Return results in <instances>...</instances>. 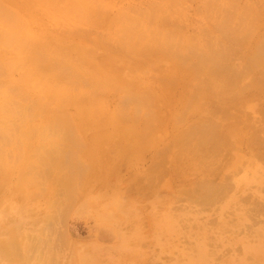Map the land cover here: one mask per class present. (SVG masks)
I'll return each instance as SVG.
<instances>
[{"label":"rangeland","instance_id":"rangeland-1","mask_svg":"<svg viewBox=\"0 0 264 264\" xmlns=\"http://www.w3.org/2000/svg\"><path fill=\"white\" fill-rule=\"evenodd\" d=\"M36 1L35 0L33 1L32 0H16V1L15 0L13 1L12 0H0V58H2L3 60L2 61L0 59V64H1L0 68H2L3 70L2 71L0 69L1 70L0 75H3V76H0V79H1L0 80V84H1L0 85V106H2L5 109V110L4 109L1 110L2 107L0 108V111H1L0 112V128L2 127L6 128L5 131H8L7 128L9 127L10 129H12V130H9L10 133L11 131L13 133V134H10V133L9 134L10 135L15 134V136H18L19 138V141L17 143L18 139L16 137L13 138L14 136H11L10 139H6V138L4 139L3 136H2L3 138L0 136V143L2 144L4 143L3 145L6 144L4 150L13 151L15 150L14 148H17V146H19L18 150L13 151V153L11 154L13 156V158L11 157V160L9 158H8L9 160L6 158L5 156L6 151H5V155H3L5 157V162H8V163H5L4 161L2 162V164L5 166H2V170H0V172H2L0 173V188L2 190L3 188L5 189L9 186L13 190H10L9 192L2 191L0 193L1 194L0 196V210H1L0 216L5 217L6 216L5 213L8 212V209H11L9 206L12 204V200H11L13 198L12 192L14 191L16 179L18 176L23 177L22 183L25 184L24 186L17 188V191L19 192H20V189H22V190L34 193L38 197V193L40 194V192L42 191V188L46 185L45 180L47 177L42 175L41 173L42 165L39 162L40 163L39 165H41L40 166L41 171H40L39 165L37 166L38 159L35 157L39 155L40 153L37 152L38 154H36L35 151L37 150H34L36 147L41 146V144L45 142L43 141L44 139L47 140L46 142L48 143L45 142V144H48V145H50L51 143L53 145L54 144L57 145L58 143H53L54 140L55 142H60L63 144L67 143V142H64L65 140L68 141V143L73 142L75 144H73L74 149L72 150L73 152H76V153H78L77 151H81L83 149L85 150V148L88 147L86 148L87 152L84 150H83L84 152L82 151L79 152L77 155V158L80 159L79 161L81 163L85 162L84 167L86 168L88 166L87 168L88 172L92 171L91 174H93L94 170H97L101 167L103 168V171L105 170L104 167L108 169L106 166H102L105 164H104V160L102 161L100 158L102 157L103 159L102 153H105L107 151V149L105 150L106 147L104 148L102 144H100V143H103L104 145H106L105 142H103L105 138H102L101 137L102 135L94 133L98 130V127H103L105 125H108L107 123L109 122L111 123L112 121H113V124L117 126H118V123H120L119 124L120 126L121 125L124 126L129 121H132L129 123L133 125L135 123H138L139 120L142 122L143 120L144 121L148 120L150 117L152 118V115H154L153 111H156L157 113H155L154 116L158 115L159 119H162L160 117L163 116V120L166 118L165 122H167V120L169 121L170 119H172V121L171 120L170 121L171 122L176 121L177 125L179 126L178 127L179 129L182 126H184L187 128V131H189L188 129L192 128L193 130V127H196L193 125H192L193 127H191L190 122L191 123L197 122L200 119L199 118L200 116L201 118L202 117L204 118L207 113L206 109L209 112L212 109L214 110V107H216L215 111L216 110L217 112L220 111L218 113L219 115L218 119L216 118L214 119L216 122V126L222 125L221 128H224L226 126H233L237 122L236 125L238 128H236L233 132L230 133L229 135L230 139L228 138V140L229 141L231 140V142L233 141L232 142L233 145H235L236 143L238 144L240 142L239 140H241L244 137H247L253 141L258 140L256 144V148L255 147L251 148L253 152L255 153H253L252 150L248 148L242 149L245 152L240 151L237 148L234 150L232 149V153L227 152L228 154H230L231 157L227 156L228 154H225L226 152H222L223 153L222 157L226 155L224 159H227V161L223 159L224 163H222L221 157H219L220 161L214 167L216 169L217 167L219 168L220 166V168L216 170V174H215L217 178L218 176L220 177L218 178L219 179L218 180L216 179L215 175L210 176L208 173H204V168H202V164H199V163H202L201 162L202 156L200 152L197 150L198 148H195V146H192L194 148H191V154H189V153H186V151H181L178 147L177 153H178L180 161L178 160L179 161L177 164L178 166L177 165L175 166L178 167V177H180L181 180L178 179V181H176L175 197L176 196L179 197L180 193H181L180 196H186L185 191H187L189 188L191 190H188L187 192H189L191 196H194L195 193L199 191L198 189L199 187L197 185H199L203 180L208 179V180H213V182L216 181L214 183H216V185L219 184V186L223 185L224 187L225 186L224 184H226L225 187H227L226 189L229 190V191L227 190L228 192H226L224 189H222L223 187H221L219 189V192L218 190L214 192L216 196H214L215 195L213 193L214 190H212V192L208 190L210 189L209 187L211 185H208L209 187L207 186V189H205V190H208L209 192L204 190L205 193L208 192V194H210L211 192V197L214 196L216 199L219 198L217 194L221 193L220 196L222 197V199H220L221 197L219 198V200H221L219 201L220 205L217 201L216 203L218 204H214L215 203L214 201L213 203L214 205H213L212 200H211V204H209L210 199H208L207 201H209V203H207L206 205L203 204L204 205L203 206V205H200V203H198V201L200 202V200H197L196 197L194 199L195 200L194 203L191 200L188 201L186 197H183L186 199V201H183L185 200L183 199L182 202L179 201L178 202L179 204L177 203L176 205L175 201H177V198L176 199L174 198L173 204L170 206L167 203V200H165L163 196L165 194H166L165 197L168 196L167 193L169 192H167L166 190L167 193L165 192V194L163 193L158 194L159 196H161V198L156 199L155 197L151 195L146 196V198H144L145 201L143 200V203L141 204L140 207H142L141 209L143 208L145 209L142 210L141 212L142 214L140 216L132 217V221H131L132 227L130 228V231H127V230H124L123 226L118 225L120 223L118 224L115 223V225L112 224L114 223V221L112 220L111 213L113 212V210L117 208V206L119 205V202H123L122 196L120 195V193H118L120 191V187L122 188L123 186L124 188L125 185L127 187L128 186L127 184H131L127 187V189L125 187L124 189L125 191L121 189V191L123 190L124 192H126V193H124L123 191L121 192L125 196V194H128L127 192L129 190L131 191L132 187L134 188V185L136 182L138 183L139 181L141 183L142 181H140L139 179H141L142 173H143L142 175L145 174L146 165L144 167H137L138 165H136L137 164L136 163L134 164L135 166L133 165L134 166L133 168L131 167V169L127 170L128 172L126 171V172L121 173L122 175L121 174L120 175L122 177L119 174H117V176H115L116 178L113 177L115 179L114 181L112 178V182L114 184L113 187L116 186L115 189L119 185H122V183L125 181L123 183L124 185L119 186V188L114 190V191H117V193L115 192V195L118 194L116 196L117 198H114V199H112V196H109L110 194L111 195L113 194L114 188L111 189L112 187L109 186L110 183L108 180L112 176H114L115 173L111 174L110 175L111 177H110L109 172H112V171L105 170L106 172V176H105V174L103 175L99 173V172L101 173L103 172L101 168L99 172L98 170L95 172H97V174L99 173L101 176L103 175V178H102L103 183L105 181L104 183L105 187L103 188H106V186L108 185L107 188L103 190L102 188L101 189L98 188V190H96L97 187L96 189L95 187H91V189H89L90 190L89 199H86L84 203L77 204L74 207L75 209L73 210V212L75 213L74 214L75 219L69 222L68 224L69 226L67 228V230L69 229L70 231H69V235L67 234L68 236L65 239L66 242L69 243V241H71L72 243L73 241L75 244L77 243L79 245L78 246L76 244L75 246L79 248L81 247L82 249L78 248L77 251L74 252V250H70L67 247H64L63 248L64 251L61 254L63 259L61 258L62 260L60 259L59 261L62 264H118L117 262H113L107 259L113 255L116 257V259L119 257V264H190V261L186 259V256H184V254L196 256L198 252H201L202 250L205 251L207 249L208 251L213 252L215 254L213 257V260H211L215 264H233V263L234 264H264V217H263L264 216L263 215L264 214V206H263L264 204V190H263L264 188V161H263L264 160L263 159L264 158V148H263L264 147V133H263L264 132L263 131L264 130V124H263L264 123V118H263L264 117L263 115L264 114V101L261 102L260 97H257V95L260 94V91H262L261 87L263 89V86H264L263 85L264 84V81H263L264 80V67H263L264 66V54H262L263 56L261 57V54L258 53V48L260 49L262 47V46L261 47L259 46L262 44L264 45L263 43L264 41V27H263L264 26L263 25L264 24V0H261L262 5H260L259 7L255 3H251V4L245 3L244 5V2L246 0H91V1L90 0H87V1L86 0H83V1L82 0H76V1L70 0L72 2H70L69 0H68L69 2L67 0H62L65 2L64 4H62V2L61 3L59 2L61 0H38V2ZM57 1L59 3H56ZM44 2L46 3L45 6L43 4ZM35 3H37V5ZM70 3L73 6L70 5ZM81 5H82V8L84 7V5H87V6L83 8L84 10L82 8H81L82 10L80 9L82 12L81 11L78 12L79 9H77L78 11L75 10L78 6L81 7ZM71 7L73 8L70 9ZM17 8H20V9H17ZM261 9H262L261 15L258 16L260 17V19L258 22H256L254 21V17L256 16L257 12L260 11ZM84 11L86 12L85 15L83 13ZM116 19L118 20L116 21ZM244 19L245 21H243ZM216 25L218 26V28L216 27ZM224 25L228 26L229 28L228 27H225L226 29H224L223 27L221 28V26H224ZM216 28L219 29V31L216 30ZM119 29H122L121 30L122 32H120ZM203 29H206L207 32H211V35H209V33L207 35L208 38L209 36L211 37L209 39V42L206 41L208 40V38L204 37V34L206 31L203 32L202 31ZM223 29L229 32L222 31ZM198 33L199 34L202 33L203 35L200 34L201 35L200 36L198 35ZM145 34H146V37H145ZM2 36L3 38H1ZM202 38H203V42H202ZM260 38L261 40H259ZM234 41L236 43H234ZM241 41H244L242 43H245L243 44V46H241ZM206 42L210 43V45H207ZM218 42H220L221 45L218 44ZM255 46H256V49L252 50V54L255 51L257 52L256 56L254 55V57L256 59L258 58L257 59L258 61L256 59H253V55H251L250 53L252 47H255ZM189 47L191 49H189ZM194 47L196 51H197V48H198V51L201 49L200 50L201 53L202 52L205 53L206 56L208 57L209 55L211 56L213 54V59L215 58L214 60L219 61L220 64H222L225 58H226V62L228 61V64L230 65V67H231V64L234 62L231 67L232 68L231 72L227 70V72L229 71L228 73L230 74H227V73L221 74V72L220 73L218 72L219 73L218 74L217 73L218 69H215V68L213 69L214 71L216 70L215 72L213 70H208L210 68L209 67L210 64L207 63L205 64L206 67H204L205 65H202V67L204 68L203 70H206L207 72L209 71L210 73H212L211 75L209 74V72H208L209 75L199 74V78H200L199 79L197 75L198 70H197V73L193 72L195 73L194 75L193 74L190 75L189 72L191 73L192 71H195V67H194V70H192L190 67V64L188 66V64L185 63L186 62L184 60L185 57L182 56L181 58V55H184V54H186L184 56L189 55L187 50H192ZM242 47L246 49L242 50L244 49ZM145 48H146V51H145ZM167 48H170V51L172 50L171 52L175 51V49L177 52V49H178V53L181 51L182 54L180 55L179 53V56H178L176 55V52H175L174 57H172L171 52L168 49V51L170 52L169 54V52L167 51ZM221 48L225 49V50L222 49L223 50L222 52L225 51V54L227 52L226 49L228 50L231 49L230 52L228 51V53L226 54L228 55V57H226V55L223 56L224 53L222 55H219L222 53L218 51V50L221 51ZM238 50L241 51V54L244 53L242 57L244 56L245 59L244 57L239 58L240 60L237 59V56L234 53L238 52V55L240 56L241 54H239ZM231 51H235V52H231ZM35 53H38L41 55V56L40 55L38 56L41 58L40 61L38 60V58L37 60L35 59L36 57ZM175 56L180 57V59L177 57V60H176ZM203 56L206 59V61L209 62L206 56L205 55ZM222 58L224 60H222ZM191 60L192 61L190 62L192 64L198 61L196 58L194 59L192 58ZM220 60L222 62H220ZM226 62L224 61V63ZM237 63L238 64L240 63V64L238 65ZM241 63L245 67L241 65ZM2 64H3V67H2ZM229 65L227 66L229 67ZM254 65H256L255 66L256 68L254 67ZM179 66L180 68L185 67L186 69L184 68L183 71L186 74H189V76L193 75L195 77V75H197V77L194 78V80L196 81L194 82L197 84V86H198V83L200 84L202 83L206 85L207 82L205 81L209 79V81L211 80L210 82L212 83L208 82V84H211L212 87L210 86L208 88L206 85L204 88H202L204 85L203 86L200 85L202 86L201 88L203 89V91L199 92L200 86L195 87L199 89L197 90L198 93L192 90L190 91L191 93L193 92V95H192L189 92V90H187L189 86L185 87L186 85H183L187 93L185 91L186 95L185 93H183L180 96V93L178 90L181 91L182 90L181 87H183V86L180 87V84H184L185 80L187 81L186 84L188 83L189 80L190 82H193L191 81L193 77L187 80L189 77L186 78V76L188 75L185 76V73H184L185 77H183L182 74L180 73ZM71 67L76 69V71L78 70V73H76V75L85 73L88 76V73H89L88 79L89 77H91L94 79V80L92 79L93 83L97 82V85H98L101 81L102 84L99 86L93 87V84H89V83L87 84L86 83L87 81L83 82V80L81 83H76L75 82L76 80L70 79L69 76L65 74V71L67 72L73 71ZM248 67L250 69V70L248 69L249 72L246 69ZM238 68H242V69L238 70ZM188 69H191V70H188ZM244 69L247 71H245ZM76 71H73L74 75ZM79 71H82V72L79 73ZM241 72L242 73L246 72V74H242ZM179 75H181V77ZM66 76L67 78H64ZM221 76L222 78L224 76L226 81L223 80ZM173 77L175 79H172ZM214 77L217 81L214 79ZM179 78L183 79V80L181 79V83L179 82L180 81ZM205 78L207 80H205ZM227 78H228V81H227ZM171 79L174 81V83H172ZM213 79L215 80V86L213 85V81H214ZM6 80H8V82H6ZM222 81H225V82H222ZM252 81H253V84L257 82V85L255 84L253 85ZM195 83L192 85L196 86ZM261 83H262V86H260ZM167 84H169V86ZM224 84L226 88L223 87ZM217 86L218 87L221 86L220 87L221 92H220V89H217ZM12 87L15 89V91L13 90ZM228 87H230L231 92L228 91L229 90L227 89ZM210 88H213L214 90L212 89V92H210ZM234 88H236V90ZM204 89H206L205 93H203ZM8 90L12 91L13 93L7 92ZM224 90L226 92L222 94ZM172 91L173 92L177 91V92L174 94ZM182 91H184V89ZM169 92H171V94ZM194 92L197 93L198 96ZM206 92L208 93L207 94L208 99H206L204 95L206 94ZM146 93H147L146 96H149L148 98H150L148 102H147L148 98H145L146 100H144ZM172 93L176 96L172 95ZM188 93L191 94L192 96L191 95L187 96L189 95ZM14 94L16 95L18 94V96L16 95L14 96ZM19 94L21 96L23 95V99L25 98L24 99L25 101L23 99H22L23 101L20 100L21 96H19ZM210 94L212 96H210ZM131 95L133 97L134 96L137 97V100L139 96L140 97L139 99L141 100H138V102L136 101V103H134L136 100L134 98V102H132V104H130V101H129L128 104L123 103L124 105L122 104L123 105L122 107V105L119 103H122L121 101L125 97L131 96ZM163 95L164 96L167 95L166 96L167 98L166 97L164 98ZM170 95H171V98L169 97ZM159 96L163 98L161 99ZM178 96L181 97L180 100L184 97H185L184 99H186V97L187 98L190 97L189 98L190 100L191 97L193 98L194 96V98L198 101L190 100L192 102L191 103L188 100L187 101L188 104H187L186 103L187 99H186L185 100L186 104L181 103V105L185 107L184 109V107H182L179 104ZM154 97L155 98L157 97V98L155 99ZM202 97L205 99H203ZM184 99H182V102H184ZM11 100H14V101H11ZM28 100L30 103L28 102ZM165 100H168V102ZM21 101L23 102V104L25 102H26L25 104L27 103L30 104L26 106L24 105L25 107L27 108L31 107L32 109H36L34 110L33 115H32L33 113L32 109H30L31 112L29 111V113L27 110L25 111L27 113L23 112L24 114L22 112H17V111H16L17 114L14 113L15 110H12L13 106L16 105V106L21 107L23 105ZM211 102L215 105L211 106L212 104ZM8 103H10V105ZM4 104L8 107H5ZM154 104H155V107H153ZM148 105L152 106L151 109H153L152 111L153 113H150L151 109L150 111L147 112V114L150 113L151 116L149 114L146 116L144 115V113L146 112L145 110L148 109ZM207 105L211 107H207ZM16 106L14 107V109L16 108ZM137 106H140V107H137ZM189 106H191V108H189ZM177 107L178 108L180 107L181 109L180 108L178 109ZM80 108H82L81 110L87 109L88 111H90L89 112L90 114L84 115V112H82L83 114L82 115L80 113L81 112ZM121 108H124L125 110L124 109L121 110ZM244 109L246 112L244 111ZM6 110H8V112ZM87 110H85V112H87ZM102 111H105L106 114L103 113ZM222 111H223V114H222ZM178 112H180V115L182 116H178L179 114ZM187 112L188 113L190 112V113L186 115ZM19 113H21V116L19 115ZM92 113H94L95 115ZM96 113L97 114L99 113V114L96 115ZM209 113H207V116L210 115ZM7 114L9 117L7 116ZM25 114L26 116L31 115L32 117L29 116L26 118ZM77 114L78 115L80 114L85 118L81 119V116H77ZM124 114L126 115V117ZM224 114L226 115V117L223 118ZM16 115H19V117H21V121L18 116H17L18 118L16 117ZM51 115L52 116L55 115V117L56 116L61 117L65 121V123L64 122L63 123L65 125L68 124V126L66 127L60 124L61 126H63L61 127L62 129H60L59 127L60 125L59 126L57 125L58 127L56 126L55 127L57 129L59 128L62 131L61 135H63L64 133L63 132L64 128L70 129L72 131V137H70V139H66L69 137H65L64 135H63L64 137L61 136L60 134L55 135L56 133H61V132L59 129L58 130L54 129L55 124L53 125L54 122L52 123L51 121L56 118L52 117L53 118L52 119ZM169 115H171V118ZM75 116H77V118H80V119H77ZM86 116H88L89 118L87 117L86 119ZM154 116L153 118L157 120L158 117L155 118ZM97 117L98 118L101 117L102 121L101 119H98ZM8 118L11 122L13 121V123L17 125L9 126L10 121L8 120ZM13 118L14 119L16 118L17 119L16 121L18 123L17 122L15 123V120ZM24 118L26 119L25 121L22 122ZM74 118L76 120L73 122L72 120ZM112 118H114L115 120H111ZM49 119L51 120L50 123H52L54 127V128L51 127L52 125L49 124L51 129L53 128L52 131L57 130L56 132L54 131L53 133L54 140H53L52 135L47 137V138L52 137L51 138L52 142L50 141L51 139H49L51 143H49L47 138H43L41 136L42 135L41 132H43L42 130L37 132L44 125L47 126V124L49 123ZM85 119L86 121L88 120L87 121L88 123L90 121V124H89L90 126L89 125L87 126V123L85 124L86 122ZM94 119H96V121H93ZM125 119H127V121H122ZM135 119L138 122H136ZM183 119L184 120L186 119V121H184ZM247 119H248V122H247L248 127L246 128L244 125V122ZM2 120H4L6 124L2 122ZM46 120L48 121V123H45ZM133 120L135 122H133ZM178 120H183L184 123ZM19 121L22 122V124L19 123ZM92 121L94 123L91 124ZM99 121L101 123H99ZM77 122L78 123L83 122L86 127L83 128L82 126L83 123L80 124L81 125L80 126ZM179 122H181L183 125L179 124ZM188 122L190 126L189 128L186 126ZM211 124L213 123H210L209 125L211 128L215 127V124L214 126ZM18 125L20 126L19 128H18ZM180 125L182 126L180 127ZM200 125L201 124L197 126L199 127ZM184 127L181 129L182 130L186 129ZM16 128H18V130H16ZM78 128H80V130ZM211 128H209V130L207 129L208 132L212 130ZM32 129L34 131L33 133L35 134L40 133L41 137L37 134L33 135L32 131H30ZM35 129L37 130L35 131ZM44 129L45 127H43V130ZM46 129L44 130V132L46 131ZM108 129L110 130L111 126H109ZM25 130L29 132H26ZM101 130L105 132L107 128L105 129V127H103V129ZM203 130L204 129H202V131L196 130L195 132H197V134L195 133L194 134L191 133V134H193V136H196V137L198 135L201 136V134H205ZM25 132L26 134L27 133L28 134L27 135L23 134ZM78 132H83L82 134L83 136L85 135L84 136L85 139H83V136H81V133L80 135H78L77 134ZM85 132H88V133H85ZM210 132H212L213 134L207 133L209 135L207 140L210 138V135L211 136L214 135L211 138V140L215 139L214 137H215L216 131L213 132L212 130ZM220 132L222 131L220 130ZM29 133L31 134L29 135ZM46 133L47 132L43 134L45 137L47 136ZM59 135L60 137H57ZM31 136L35 140L31 139L32 138ZM188 136H189L188 143H191L190 141H192L194 138H192L193 136H191L190 134ZM190 137L192 140L190 139ZM40 138H42V142ZM59 138H61V140L63 141H61ZM119 138L120 137L117 136L116 140H119ZM5 140L7 142L10 140L11 143L13 141L14 142L12 144L10 142L6 143ZM195 140L192 141L193 145L195 142H197V145L198 143L200 145L201 144L203 145V143L205 144L206 142H209V140L207 141L204 139L203 140L195 139ZM215 140H216L215 142L213 140V143H216L218 139H215ZM88 141L89 143H87ZM22 143L23 145L21 146ZM98 143L102 146L101 148L102 150L100 149L101 146ZM209 143L212 144L211 142ZM192 144H190V146ZM84 146L86 147L84 148ZM210 148H207V149H210ZM20 149L21 151L23 150L22 151L23 153L21 152L22 157L20 155L22 159L19 157ZM254 149H257V151ZM27 150L29 153L27 152ZM195 152H197L196 153L197 155H195ZM238 153L242 156L245 155L244 158L242 159L239 158L240 156L238 157L240 161L237 160L238 158H236ZM251 153L252 155L255 154L258 157H263V158H260L259 160L258 157L254 155L257 158L253 161V163L249 161L252 163L251 164L248 162L249 154L251 155ZM32 155H34L33 159H32ZM193 155L195 156L192 157ZM209 155L211 157V161L209 164L214 165V156L212 155V153H210ZM4 157H1V158H3L4 160ZM12 159H15V160H12ZM229 159L230 160L232 159V161H230ZM228 160L230 161L229 165L226 164ZM234 160L236 161V163ZM14 161L16 163H13ZM30 163H33L34 166H31ZM244 163H246V165ZM94 164L95 165L98 164L96 167H99V168L95 169L96 167ZM224 164H226L227 166ZM28 165H30V167H28ZM91 165H93L91 168L95 167L92 170H90L91 168L89 169ZM169 165L167 166V168H169ZM180 165L181 167L184 166V168H181ZM194 166L195 168H199L200 170L198 172L194 171L195 169ZM241 166H243L245 169L241 168ZM182 169L184 171H181ZM188 170H189V173L187 172ZM222 170L223 171L226 170V171L223 172ZM180 171L182 172V175L181 173L179 174ZM190 172L192 173L190 174ZM219 172L220 173L222 172L223 174L221 173V175H218L220 174ZM229 172H231V174ZM189 174L190 176H188ZM88 175H89L88 180L91 179L90 181L91 182L93 181L92 183L95 185V182L97 179L90 177V176H94V174L90 175L88 173ZM185 175H187V177ZM225 176L228 177L229 179L226 180ZM108 177L109 179L107 180ZM39 178L40 179L43 178L45 183L44 181L43 182L40 181ZM104 178L106 179L104 180ZM30 180L31 181L33 180L32 183ZM116 180L119 184L116 183ZM183 180H186V181H183ZM229 180H231V182ZM35 181L36 182L39 181V182L34 184ZM180 181H183V182L181 183ZM192 181L194 183H191ZM110 182H111V179H110ZM162 182H164V184ZM162 182L160 183V185L161 184L165 185V180H163ZM178 182L180 183L178 184ZM188 182L190 183L189 185H192V186L188 187L187 186ZM209 182L206 181V183H209ZM147 183H148V180H145L143 182L144 185H147ZM216 185L211 186V189L212 187L217 189ZM196 187H197V190H195ZM36 188H40V189L37 190ZM193 188L195 189L193 190ZM93 190H96V191L93 192ZM163 190L165 191V188H163ZM163 190L161 192H163ZM194 191L196 192L194 193ZM223 191H224V194L222 195ZM199 192H197L198 193L197 195H200L201 192L203 193V194L201 193L200 197L202 195L203 196L206 195L203 191H201L200 193ZM134 194H139V192L137 193L134 192ZM200 197L198 196V199ZM202 198L204 199L205 197H202ZM190 202L193 204H190ZM156 203H159L160 206L165 209H161V210L159 209L160 211H156L154 209V205ZM208 205L210 206L212 205V206L209 207ZM11 206L13 207V205ZM178 206L179 208L183 209V210L181 209V212L180 211L178 212L179 210L177 208ZM205 206L209 208H205ZM218 207L219 209H217ZM203 208H205L206 210ZM167 209L168 210L170 209L169 212L166 211ZM106 213L108 216H110V219H108L105 222L106 219L100 216H103ZM128 213L133 215V212L130 209L128 210ZM145 216H148L149 218ZM174 217H176V220L175 219L174 220L175 222L177 221L176 223L177 228L180 227L178 229V234L175 235V237H170L169 232L165 233L166 232L165 230L158 231L157 225L160 226L161 224L163 228H166L168 226L167 223L173 220ZM130 218L131 217L128 216L129 220ZM250 218H252V221ZM253 222H255L256 224ZM17 224H19V222ZM154 224L155 225L157 224L156 227ZM59 228L61 229V233L62 231H65V228H61V227ZM170 228H172L171 225H170ZM60 229H58V231ZM203 237L205 239L204 243H202L201 241L203 240ZM123 240H125V242ZM248 247L259 248L257 249L259 251L254 250L252 251L253 253H250L249 251L247 252L246 248ZM55 261L57 262L58 260H55ZM64 261L66 263H63ZM60 262L58 264H61ZM0 264H3V261H0ZM53 264L55 263L53 262Z\"/></svg>","mask_w":264,"mask_h":264},{"label":"bare ground","instance_id":"bare-ground-1","mask_svg":"<svg viewBox=\"0 0 264 264\" xmlns=\"http://www.w3.org/2000/svg\"><path fill=\"white\" fill-rule=\"evenodd\" d=\"M13 1V0H12ZM16 1V0H15ZM33 1V0H32ZM36 1V0H35ZM68 1V0H67ZM70 1V0H69ZM68 1V2H69ZM76 1V0H75ZM83 1V0H82ZM82 1H81V3H82ZM87 1V0H86ZM91 1V0H90ZM5 2H7V1H5ZM36 2H38V0L36 1ZM60 3L62 2V4H64L65 2L64 1H59ZM58 1L56 2V3H59ZM70 2H72V1H70ZM75 3V2H74ZM89 3V2H88ZM93 3V2H92ZM91 3V4H92ZM96 3V2H95ZM213 3V2H212ZM245 3L246 4H251V3H255L258 7L260 6V5H262V2H261V0H246L245 2H244V5H245ZM31 4V3H30ZM36 5H37V3H35ZM44 4V6H45V2L43 3ZM76 4V3H75ZM85 4V3H84ZM68 5V4H67ZM70 5H72L71 3H70ZM83 5V4H82ZM82 5H81V7H77L75 10H77V9H79V11L78 12H80L84 7H86L87 5H84V7L82 8ZM89 5V4H88ZM73 6V5H72ZM247 6V5H246ZM251 6V5H250ZM27 7V6H26ZM32 7V6H31ZM57 7V6H56ZM75 7H76V5H75ZM98 7H100V6H98ZM16 8V7H15ZM34 8H36V7H34ZM73 7H71L70 9H72ZM82 8V9H81ZM17 9H20V8H17ZM81 9V10H80ZM69 10V9H68ZM84 10V9H83ZM224 11V10H223ZM82 12V11H81ZM94 12V11H93ZM261 12H262V9L260 10V11H258L257 12V14H256V16L254 17V21H256V22H258L259 21V19H260V17H258V16H260L261 15ZM84 13V15L86 14V12L84 11L83 12ZM225 13V12H224ZM77 14V13H76ZM138 14V13H137ZM38 15V14H37ZM227 15V14H226ZM234 15H235V13H234ZM28 16V15H27ZM80 16V15H79ZM83 17H85V16H83ZM89 17V16H88ZM37 18V17H36ZM143 18V17H142ZM234 18V17H233ZM243 19V18H242ZM96 20V19H95ZM118 19H116V21H117ZM130 20H131V18H130ZM243 21H245V19L243 20ZM37 22V21H36ZM241 22V21H240ZM218 23V22H217ZM110 24V23H109ZM129 24V23H128ZM124 25V24H123ZM264 25V24H263ZM110 26H112V25H110ZM124 27H126V26H124ZM216 27L218 28V26L216 25ZM224 28V29H226L225 27H228V26H221V28ZM264 27V26H263ZM215 28V27H214ZM216 28V30H218L219 31V29H217ZM220 28V27H219ZM229 28V27H228ZM131 29V28H130ZM222 30V31H225V30ZM122 29H119V31L120 32H122L121 31ZM126 30V29H125ZM228 30V29H227ZM129 31V30H128ZM127 31V32H128ZM203 32L204 31H206L205 32V34H204V37H207V35H208V33H209V35H211V32H207V30L206 29H203L202 30ZM209 31V30H208ZM249 31V30H248ZM217 32V31H216ZM225 32H229V31H225ZM233 32H234V30H233ZM232 32V33H233ZM207 33V34H206ZM201 35H203L202 33H200ZM199 33H198V35H200ZM224 34V33H223ZM227 34H229V33H227ZM151 35V34H150ZM194 35H195V33H194ZM200 35V36H201ZM206 35V36H205ZM226 35V34H225ZM172 36V35H171ZM219 36V35H218ZM228 36V35H227ZM259 36V35H258ZM257 36V37H258ZM261 36H262V34H261ZM145 37H146V34H145ZM166 37V36H165ZM195 37H196V35H195ZM203 37V38H204ZM1 38H3V36L1 37ZM173 38V37H172ZM171 38V39H172ZM175 38V37H174ZM203 38H202V42H203ZM208 38V37H207ZM211 37L209 36V38H208V40H206V41H208L209 42V39H210ZM228 38V37H227ZM262 38H263V36H262ZM160 39V38H159ZM194 39V38H193ZM236 39V38H235ZM242 39V38H241ZM255 40V39H254ZM259 40H261V38L259 39ZM153 41V40H152ZM156 41V40H155ZM179 41V40H178ZM231 41V40H230ZM248 41V40H247ZM242 42H244V41H241V46H243V44H245V43H242ZM207 43V42H206ZM234 43H236L235 41H234ZM254 43V42H253ZM263 43H264V41H263ZM218 44H220V42H218ZM217 44V45H218ZM225 44V43H224ZM231 44V43H230ZM248 44V43H247ZM252 44V43H251ZM262 44V43H261ZM207 45H210V43H207ZM221 45V44H220ZM239 45H240V43H239ZM257 45V44H256ZM260 45V44H259ZM214 46V45H213ZM248 46V45H247ZM247 46H246V48H247ZM262 46V47H261ZM212 47V46H211ZM249 47V46H248ZM258 47V46H257ZM259 47H261L260 49L258 48V53L259 54H261V57L263 56L262 54H264V45L262 44V45H260ZM217 48V47H216ZM215 48V49H216ZM226 48V47H225ZM242 48H244V47H242ZM246 48H244V49H242V50H245ZM134 49V48H133ZM144 49V48H143ZM168 49H169V51H170V48H167V51H168ZM189 49H191L190 47H189ZM194 49V50H193ZM192 50H187L188 51V53H189V55H187V56H189V57H187V56H184V55H186V54H184V55H181L182 53H181V51H180V49H179V53H180V55H181V58H182V56L183 57H185L184 58V60L186 61L185 63L186 64H188V66H189V64H190V67H191V69L192 70H194V67H195V71H192L191 73L189 72V74L191 75V74H195V73H193V72H196L197 73V70H198V78H199V74H208V72L206 71V70H203L204 68L202 67V65H205V64H207V63H209L210 65H209V67L210 68H212V69H208V70H213L214 68L215 69H218L217 70V73L219 72H221V74H224V73H227V74H230V73H228L229 71L231 72V70H232V65H233V63L231 64V67H230V65L228 64V61L226 62V58H225V60L222 58V60H224L226 63H224V61L222 62L221 60H220V62H222V64H220L219 63V61H215L214 59H213V54L210 56L209 55V57L208 56H206V54L205 53H201V49L198 51V48H197V51H196V49H195V47L193 48ZM218 49H219V47H218ZM223 48H221V51L220 50H218L220 53L223 51V50H225V49H223ZM253 49H256V46L255 47H252V49H251V51H250V53H251V55H253V59H256L255 57H254V55L256 56V54H257V52L255 51H253L254 53L252 54V50ZM129 50V49H128ZM231 50V49H230ZM230 50H228V49H226V54L228 53V51L230 52ZM250 50V49H249ZM83 51V50H82ZM145 51H146V48H145ZM151 51V50H150ZM168 51V52H169ZM172 51V50H171ZM170 51V52H171ZM203 51V50H202ZM239 51V50H238ZM142 52V51H141ZM165 52V51H164ZM170 52H169V54H170ZM176 52V49H175V51H173V52H171V54H172V57H174V53ZM215 52H216V50H215ZM231 52H235V51H231ZM247 52H249V51H247ZM156 53V52H155ZM179 53H178V49H177V52H176V55H178L179 56ZM185 53V52H184ZM191 53V54H190ZM224 53V55L223 56H225L226 54H225V51L224 52H222L221 54H219V55H222ZM36 54V57H35V59L37 60V58H38V60L40 61L41 60V58L40 57H38L40 54H38V53H35ZM168 54V55H169ZM236 56H237V59L238 60H240L239 58H241L242 57V55L244 54H241V51H239V54H241L240 56L238 55V52H236V53H234ZM167 55V54H166ZM203 55H205L206 56V58L208 59V61L209 62H207L206 61V59L204 58V56ZM208 55V54H207ZM247 55V54H246ZM250 55V54H249ZM250 55V56H251ZM41 56V55H40ZM177 56V57H178ZM222 56V57H223ZM177 57L175 56V58H176V60H177ZM221 57V56H220ZM226 57H228V55H226ZM244 57V56H243ZM242 57V58H243ZM247 57H249V56H247ZM260 57V58H261ZM124 58V57H123ZM179 59H180V57H178ZM194 59V58H196L197 60V64H198V66H197V64L196 63H191L190 61H192L191 59ZM218 58V57H217ZM230 58V57H229ZM251 58V57H250ZM1 60H2V58H0ZM174 59V58H173ZM221 59V58H220ZM244 59H245V57H244ZM246 59H248V58H246ZM258 59V58H257ZM256 59V60H257ZM3 61V60H2ZM84 61V60H83ZM143 61V60H142ZM233 61H235V60H233ZM253 61V60H252ZM258 61V60H257ZM263 61V60H262ZM94 62V61H93ZM178 62V61H177ZM190 62V63H189ZM232 62V61H231ZM93 64V63H92ZM195 64V65H194ZM220 66H219V65ZM238 64V63H237ZM240 64V63H239ZM238 64V65H239ZM254 64V63H253ZM48 65V64H47ZM53 65V64H52ZM191 65H193V66H191ZM202 67H200V66ZM224 65V66H223ZM227 65H229V67L227 66ZM236 65V64H235ZM237 65V66H238ZM241 65H243L242 63H241ZM260 65V64H259ZM236 66V67H237ZM244 66V65H243ZM256 65H254V67H255ZM0 67H1V64H0ZM2 67H3V64H2ZM185 67H186V65H185ZM184 67V68H185ZM189 67V68H190ZM197 67V68H196ZM200 67V68H199ZM204 67H206V65L204 66ZM245 67V66H244ZM250 67V66H249ZM249 67L248 68H246L247 70L249 69ZM252 67H253V65H252ZM264 67V66H263ZM50 68V67H49ZM57 68V67H56ZM72 68V67H71ZM179 68H180V66H179ZM184 68H180L179 70H180V73L182 74V76L183 77H185L186 75H188V76H186V78H188L187 80H189V79H191L192 77V80L191 81H193V82H190V80L188 81V83L186 84V80L184 81L185 83L184 84H180V87L181 86H183V85H186L185 87H187V86H189L188 88H187V90H189V92L190 91H192V90H194V91H196L197 93H198V91L197 90H199V89H197V88H195V87H198V86H200V85H204V84H200V83H198V86H197V84L195 83L196 81L194 80V78H196L197 77V75H195V77L192 75V76H189V74H186L184 71H183V69ZM228 68H230V69H228ZM256 68V67H255ZM1 70H2V68H0ZM48 69V68H47ZM73 69V71H76V69H74V68H72ZM186 69V68H185ZM191 69H188V70H191ZM241 70L242 68H238V70ZM259 69V68H258ZM257 69V70H258ZM0 70V71H1ZM154 70V69H153ZM187 70V71H188ZM200 70V71H199ZM203 70V71H202ZM221 70V71H220ZM227 70H229L228 72H227ZM234 70V69H233ZM245 70V69H244ZM243 70V71H244ZM247 70H245V71H247ZM250 70V69H249ZM249 70H248V72H249ZM254 70V69H253ZM3 71V70H2ZM5 71V70H4ZM73 71H71V72H67V71H65V74L66 75H68L69 76V78L70 79H73V80H76L75 82L76 83H81L82 82V80H83V82L84 81H87L86 83L88 84H93V87H96V86H99V85H101L102 84V82L100 81V83L97 85V82H94L93 83V81H92V79L93 78H91V77H89V79H88V76H89V73H88V76H87V74H79V75H76V73H78V70L75 72V75H74V72ZM206 71V72H205ZM214 71V70H213ZM216 71V70H215ZM214 71V72H215ZM226 71V72H225ZM6 72V71H5ZM53 72V71H52ZM82 71H79V73H81ZM200 72V73H199ZM3 73V72H2ZM184 73H185V76H184ZM218 73V74H219ZM242 73V72H241ZM240 73V74H241ZM209 74L211 75L212 73H210L209 72ZM208 74V75H209ZM214 74V73H213ZM216 74V73H215ZM242 74H246V72H244V73H242ZM93 75V74H92ZM217 75V74H216ZM0 76H3V75H0ZM16 76V75H15ZM180 77H181V75H179ZM257 76V75H256ZM14 77V76H13ZM182 77V78H183ZM234 77V76H233ZM64 78H67V76L66 77H64ZM110 78V77H109ZM116 78V77H115ZM114 78V79H115ZM181 78V79H182ZM221 78H222V76H221ZM237 78V77H236ZM251 78H253V77H251ZM87 79V80H86ZM99 79V78H98ZM108 79V78H107ZM167 79V78H166ZM166 79H164V80H166ZM172 79H175L174 77L172 78ZM171 79V80H172ZM180 79V78H179ZM181 79H180V83H181ZM200 79V78H199ZM198 79V80H199ZM214 79H215V77H214ZM213 79V80H214ZM223 80H225V78H224V76H223V78H222ZM245 79V78H244ZM256 79V78H255ZM1 80V79H0ZM94 80V79H93ZM113 80V79H112ZM183 80V79H182ZM197 80V79H196ZM205 80H207L206 78H205ZM204 80V81H205ZM216 80V79H215ZM215 80L213 81V85L215 86ZM176 81V80H175ZM195 81V82H194ZM211 81V80H210ZM209 81V79L207 80V81H205V82H207V87L209 88L210 86L212 87V85L211 84H208V82H210ZM217 81V80H216ZM219 81V80H218ZM226 81V80H225ZM225 81H222V82H225ZM227 81H228V78H227ZM242 81V80H241ZM260 81V80H259ZM264 81V80H263ZM6 82H8V80H6ZM108 82V81H107ZM178 82V83H179ZM204 82V83H205ZM245 82V81H244ZM261 82V81H260ZM172 83H174V81L172 80ZM182 83H183V81H182ZM196 84V86L195 85H192V84ZM210 83H212V82H210ZM221 83V82H220ZM227 83V82H226ZM234 83V82H233ZM239 83V82H238ZM242 83V82H241ZM251 83V82H250ZM86 84V85H87ZM125 84V83H124ZM134 84V83H133ZM223 84V83H222ZM252 84H253V81H252ZM255 85H257V82L256 83H254ZM253 84V85H254ZM1 85V84H0ZM168 86H169V84H167ZM170 85H171V83H170ZM206 85H204L203 87L202 86H200V90H199V92H201V91H203V89L202 88H204ZM230 85V84H229ZM228 85V86H229ZM264 85V84H263ZM89 86V85H88ZM115 86V85H114ZM231 86V85H230ZM260 86H262V83H261V85ZM259 86V87H260ZM171 87V86H170ZM174 87V86H173ZM202 87V88H201ZM221 86H217V89H220V92H221V88H220ZM223 87H225L226 88V86H225V84H224V86ZM249 87V86H248ZM13 88V87H12ZM86 88V87H85ZM98 88V87H97ZM117 88H119V87H117ZM133 88V87H132ZM182 88V90L184 89V91H182V93H181V91L180 90H178L179 91V93H180V96L183 94V93H185V88H184V86L183 87H181ZM216 88V87H215ZM225 88H223V89H225ZM233 88V87H232ZM167 89V88H166ZM172 89V88H171ZM202 89V90H201ZM207 89V88H206ZM206 89H204V92L203 93H205V91H206ZM212 89L213 88H210V92H212ZM227 89H229L228 91L229 92H231L230 91V87H228ZM235 90H236V88H234ZM259 89V88H258ZM13 90L15 91V89L13 88ZM208 90V89H207ZM214 90V89H213ZM243 90V89H242ZM260 90V89H259ZM261 90L262 91H260V94L259 95H257V97H260V99H261V102H263L264 101V86H263V89H262V87H261ZM167 91V90H166ZM171 91V90H170ZM227 91V92H228ZM7 92H11V93H13L12 91H10V90H8ZM133 92V91H132ZM173 92V91H172ZM177 92V91H176ZM175 91L173 92L174 94L176 93ZM226 91L224 90V92H222V94H224ZM235 92V91H234ZM239 92V91H238ZM5 93V92H4ZM170 94H171V92H169ZM172 93V95H174ZM178 93V94H179ZM186 93H187V91H186ZM186 93H185V95H186ZM191 93V92H190ZM195 93V92H194ZM197 93H195V94H197ZM214 93V92H213ZM141 94V93H140ZM139 94V95H140ZM189 94V93H188ZM192 95H193V92L191 93ZM191 94H189V95H187V96H190ZM207 92H206V94H204L205 95V97H206V99H208V97H207ZM221 94V93H220ZM219 94V95H220ZM16 94H14V96H15ZM147 95V93L145 94V97H144V100H146L145 98H148L149 96H146ZM191 95V96H192ZM204 95H202V96H204ZM213 95H215V94H213ZM234 95V94H233ZM236 95V94H235ZM16 96H18V94L16 95ZM19 96H21L20 94H19ZM143 96H144V94H143ZM164 96V95H163ZM167 96V95H166ZM166 96H164V98L166 97ZM174 96H176V95H174ZM197 96H198V94H197ZM196 96V97H197ZM200 96V95H199ZM210 96H212L211 94H210ZM22 97V98H21ZM20 97V100H22L23 99V95ZM25 97V96H24ZM133 96L131 95V96H128V97H125L121 102L122 103H119V104H123V103H126V104H128L129 103V101H130V104H132V102H134V98L136 99L135 100V102L134 103H136V101L138 102V100H141V99H139L140 97L138 96V100H137V97H133ZM161 99L163 98V97H161V96H159ZM158 97V98H159ZM170 98H171V95L169 96ZM18 98V97H17ZM29 98V97H28ZM141 98H143V97H141ZM155 98V97H154ZM157 98V97H156ZM155 98V99H156ZM167 98V97H166ZM180 98L181 97H179L178 96V99H179V104L181 105V103L183 104V103H185V100H186V103L188 104V100H189V98H187L186 97V99H184V98H182V99H184V102H182V99L180 100ZM203 98V97H202ZM25 99V98H24ZM23 99V100H24ZM48 99V98H47ZM51 99H52V97H51ZM153 99V98H152ZM152 99H151V101H152ZM198 99V98H197ZM203 99H205V98H203ZM202 99V100H203ZM231 99V98H230ZM236 99V98H235ZM22 100V101H23ZM150 100V98H148V100H147V102ZM159 100V99H158ZM164 100V99H163ZM191 101L192 100H196L195 98H194V96H193V98L191 97V99H190ZM189 100V101H190ZM11 101H14V100H11ZM21 101V102H22ZM25 101V100H24ZM27 101V100H26ZM150 101V102H151ZM165 101H167L168 102V100H165ZM190 101V102H191ZM196 101H198V100H196ZM219 101V100H218ZM257 101V100H256ZM28 102H29V100H28ZM149 102V103H150ZM177 102V101H176ZM193 102H195V101H193ZM213 102V101H212ZM211 102V103H212ZM17 103V102H16ZM26 103V102H25ZM23 104V102H22V106L21 107H19V106H16V108L14 109V107L15 106H13V109L12 110H15V114H17L16 113V111L17 112H24V113H27V112H25L26 110L28 111V113H29V111H30V109H32L31 107H25L26 105H30L29 103H27V104ZM145 103V102H144ZM158 103V102H157ZM156 103V104H157ZM164 103V102H163ZM166 103V102H165ZM185 103V104H186ZM192 103V102H191ZM191 103H189V104H191ZM216 103V102H215ZM228 103V102H227ZM247 103H249V102H247ZM5 104H7V103H5ZM4 104V105H5ZM9 105H10V103H8ZM33 104V103H32ZM129 104V105H130ZM159 104V103H158ZM170 104V103H169ZM244 104V103H243ZM25 105V106H24ZM121 105H120V107H121ZM124 105V104H123ZM123 105H122V107H123ZM150 105H152V104H150ZM177 105H178V103H177ZM195 105V104H194ZM210 105V104H209ZM212 105H215V104H211V106ZM182 106V105H181ZM186 106V105H185ZM192 106H193V104H192ZM211 106H208L207 105V107H211ZM235 106V105H234ZM245 106V105H244ZM2 106H0V108H1ZM5 107H8V106H6L5 105ZM25 109H24V108ZM137 107H140V106H137ZM153 107H155V104H154V106ZM156 107H157V105H156ZM159 107V106H158ZM182 107H184V106H182ZM214 107V106H213ZM212 107V108H213ZM236 107V106H235ZM92 108V107H91ZM95 108V107H94ZM152 108V106H149L148 105V109L147 110H145L146 112V114L144 113V115L146 116V115H150V113H153L154 115H155V113H157L156 111H153V109H151ZM161 108V107H160ZM159 108V109H160ZM178 108V107H177ZM180 108V107H179ZM178 108V109H179ZM189 108H191V106H189ZM188 108V109H189ZM199 108V107H198ZM215 108L216 107H214V110L212 109V110H210L209 112L207 111V109H206V112L207 113H209L210 115L209 116H207V113H206V116L203 118H201V116L198 118L199 120L197 121V122H193V123H191L190 122V124H191V127H193V126H196V127H193V130H192V128H190V129H188L189 131H187V128L186 127H184V126H182L183 124L182 123H184V121H186V119L183 121V120H178V121H182V123L181 122H179V124H182V125H180V127L181 128H186V129H179L178 127V125H177V122L175 121V122H171L172 121V119H170L169 121L167 120V122H165L166 120V118L163 120V116L162 117H160V118H162V119H159V116L158 115H156V116H154V115H152V118L150 117L148 120H146V121H140L139 120V122L136 120V122H138V123H135V124H133V125H131L129 122H132V121H129L127 124H125L124 126L123 125H119L120 123H118V126L117 125H115V124H113V121L110 123L109 121V123H107L109 126H111V129L109 130L108 128H109V126L108 125H105V126H103V127H105V129L107 128V130L104 132V131H102L101 129H103V127H98V130L96 131V132H94L95 134H99V135H102L101 137L102 138H105V140H103V142H105V144L106 145H104L103 143H100V144H102V146L105 148V150L107 149V151L105 152V153H102V156H103V159H102V157H100L101 158V160L103 161L104 160V164L105 165H102V166H106L108 169H106L105 167H104V169L106 170V171H112V172H109V176L111 175V174H113V173H115L114 174V176H110L111 178V182H110V179H109V177L107 178V180L109 181V186H111L110 188L111 189H113V191L114 190H116L117 188H119V186H122V185H124L123 183L125 182L124 180H122V181H124L123 183H122V185H119L116 189H115V187H113V182H112V178L114 177V178H116L115 176H117V174H121V173H123V172H126L127 170H129V169H131V167L133 168L135 165L134 164H136V165H138L137 167H144L145 165H146V168H145V174L144 175H142L141 174V179H139L140 181H142L141 183L138 181V183H140V184H138L136 181V183H135V185H134V188L132 187L131 188V191L129 190H126V191H128L127 193L128 194H125V196H124V194L123 193H121L124 189H125V187H126V185L124 186V188H123V186H122V188L120 187V191L118 192V193H120V195L122 196V200H123V202H119V205L117 206V208L115 209V210H113V212L111 213V217H112V220L114 221V223H112V224H114L115 225V223L116 224H118V223H120V224H118V225H121V226H123L124 227V230H127V231H130V228L132 227V225H131V221H132V217H137V216H140L142 213V210L143 209H145V208H143V209H141L142 207H140L141 206V204L143 203V200H144V198H146V196H149V195H151V196H153V197H155L156 199H158V198H161V196H159L158 194H165V192H166V190H167V192H169V193H167V197H165V195H163L164 196V199L165 200H167V203L171 206L172 204H173V200H174V198L176 199L177 198V201H175V203H176V205H177V203L180 201V202H182V200L183 199H185V198H183V197H186V199L188 200V201H192L193 203H194V199H195V197L197 198V200H200V202L198 201V203H200V205H206L207 203H209V201H207L208 199H210V203L209 204H211V200L213 201L212 202V204L214 203V201H215V203L214 204H218L219 203V205H220V202L219 201H221V200H219V198L221 197L220 196V194L218 193L219 192V189L221 188V187H223V185L222 186H219V184L218 185H216V183H214V182H216V181H214L213 182V180H208V179H206V180H200V181H202L199 185H197L199 188V191L201 192V191H203L204 193H205V191H211L212 192V190H214L213 191V193L216 191V190H218V196H219V198H218V196H217V198L218 199H216L214 196H216V194L214 195V194H212V195H214V196H212L214 199H216V200H214L212 197H211V192H210V194H208V192H206L205 194L207 195H205V196H201L200 197V195H201V193L199 192V191H197V192H199L200 193V195H197L198 193L196 192V191H194V193H195V195L194 196H191V194L189 193V192H187L188 190H191L190 188L187 190V188H186V190L187 191H185V195L186 196H180L181 195V193L179 194V197H175V185H176V181H178V179H180V177H178V167H176L175 165H177L178 164V162L180 161V159H179V156H178V153H177V148L179 147V149L181 150V151H186V153H189V154H191V148H194V147H192V146H195V148H198L197 150L200 152V154H201V156H202V163H199V164H202V168H204V173H208L210 176H213V175H215L216 174V170H218L219 168H220V166H219V168L217 167L216 169L214 168L217 164H218V162L220 161L219 160V157H221V161H222V163H224V160H226L227 161V159H224V157L226 156V155H224L223 157H222V155H223V153L222 152H226L225 154H228V153H232V149L234 150V149H239L240 151H243L242 149L243 148H248V149H251V148H256V144H257V142H258V140H256V141H253V140H250L249 138H247V137H244V138H242L241 140H239L240 142L237 144L236 142V144L235 145H233V141L231 142V140L229 141L228 140V138H229V135H230V133L231 132H233L236 128H238L237 127V125H236V123H235V125H233V126H226V127H224V128H221L222 127V125L220 126V125H218V126H216V122H215V118L216 119H218V113L220 112H217V110L215 111ZM4 108L2 107V109L1 110H3ZM11 109H10V111H11ZM42 109V108H41ZM82 108H80V110H81ZM90 109V108H89ZM105 109V108H104ZM107 109V108H106ZM122 109H124V108H121V110ZM150 109H151V112L150 113H148L147 114V112L148 111H150ZM158 109V110H159ZM181 109V108H180ZM184 109H185V107H184ZM187 109V110H188ZM246 109V108H245ZM245 109H244V111H245ZM260 109V108H259ZM5 110V109H4ZM33 111V113H32V115L34 114V110H36V109H32ZM79 110V111H80ZM84 110V109H83ZM83 110H81V114H82V112H84V115H89L90 113V111H88L87 109H85V110H87V112H88V114H87V112H85V110L83 111ZM111 110V109H110ZM125 110V109H124ZM186 110V111H187ZM191 110H193V109H191ZM219 110V109H218ZM247 110V109H246ZM7 112H8V110H6ZM9 111V112H10ZM108 111V110H107ZM153 111V112H152ZM1 112V111H0ZM13 112V111H12ZM11 112V113H12ZM31 112V111H30ZM103 113H105V111H102ZM101 112V113H102ZM112 112V111H111ZM159 112V111H158ZM183 112V111H182ZM181 112V113H182ZM191 112V111H190ZM189 112V113H190ZM241 112V111H240ZM246 112V111H245ZM3 113V112H2ZM23 113V114H24ZM86 113V114H85ZM126 113V112H125ZM160 113V112H159ZM179 114H178V116H182V115H180V112H178ZM188 112H187V114L186 115H188L189 114ZM217 113V114H216ZM251 113V112H250ZM54 114V113H53ZM92 114H94V113H92ZM99 114V113H98ZM97 113H96V115H98ZM106 114V113H105ZM185 114V113H184ZM222 114H223V111H222ZM19 115L21 116V113H19ZM19 115H16V117L18 116L19 117ZM28 115V114H27ZM73 115V114H72ZM83 115V114H82ZM82 115H78L77 114V116H81V119L82 118H85V117H83ZM95 115V114H94ZM94 115H92V116H94ZM110 115V114H109ZM125 115V114H124ZM174 115H176V114H174ZM173 115V116H174ZM236 115V114H235ZM264 115V114H263ZM7 116H8V114H7ZM25 116H26V114H25ZM24 116V117H25ZM30 117H32L31 115H29ZM29 116H26V118L27 117H29ZM45 116V115H44ZM77 116H75L76 118H77ZM100 116V115H99ZM102 116V115H101ZM116 116V115H115ZM153 116L155 117V118H157V120L156 119H154L153 118ZM170 116V118H171V115H169ZM168 116V117H169ZM238 116V115H237ZM240 116V115H239ZM9 117V116H8ZM13 117H14V115H13ZM17 117V118H18ZM56 118V119H53V118ZM73 117V116H72ZM87 117L88 116H86V119H87ZM91 117V116H90ZM103 117V116H102ZM106 117H108V116H106ZM125 117H126V115H125ZM127 117H128V115H127ZM214 117V118H213ZM224 117H226V115L224 114L223 115V118ZM262 117V116H261ZM20 118V121H21V117H19ZM26 118H24V120H22V122L23 121H25V119ZM51 118L53 119L52 121L49 119V123H48V121L46 120L45 121V123H48L47 124V126H43V127H45V129H46V131L45 132H47L46 134H47V136L45 137L43 134H45V132H44V130H43V127L40 129V130H38L37 132H39V131H43V132H41V136L43 137V138H47L48 136H53V133H54V131L55 130H53L52 131V129L56 126V127H58L60 124L61 125H64V127H66V126H68V124H64L65 123V121H64V119H62L61 117H55V115H51ZM89 118V117H88ZM93 118V117H92ZM98 118V117H97ZM96 118V119H97ZM173 118V117H172ZM182 118V117H181ZM180 118V119H181ZM193 118V117H192ZM241 118V117H240ZM247 118V117H246ZM264 118V117H263ZM3 119V118H2ZM14 119V118H13ZM77 119H80V118H77ZM86 119H85V121H86ZM96 119H94L93 121H96ZM98 119H101V121H102V118L100 117V118H98ZM104 119H106V118H104ZM103 119V120H104ZM122 119V118H121ZM8 120H9V118H8ZM15 120V123L17 122L16 120V118L14 119ZM76 119L74 118L72 121L74 122ZM108 120H109V118H108ZM111 120H115L114 118H112ZM117 120V119H116ZM163 120V121H162ZM176 120V119H175ZM197 120V119H196ZM195 120V121H196ZM263 120V119H262ZM10 121V120H9ZM19 121V123H21L22 124V122H20ZM50 121L53 123V125H54V127H53V125H52V123H50ZM78 121V120H77ZM81 121V120H80ZM88 121V120H87ZM85 122V124L87 123V126L90 124V121H89V123L88 122ZM91 122V124L92 123H94V122ZM122 121H127V119H125V120H122ZM174 121V120H173ZM194 121V120H193ZM214 121V122H213ZM242 121V120H241ZM240 121V122H241ZM2 122H4V120H2ZM64 122V123H63ZM98 122V121H97ZM133 122H135L134 120H133ZM248 119L244 122V125H245V127L247 128L248 127ZM5 123V122H4ZM8 123V122H7ZM11 125H10V124ZM8 124H9V126H13V125H17V124H14L13 123V121L11 122H9ZM18 123V122H17ZM67 123V122H66ZM78 123V122H77ZM83 123V122H82ZM81 122L80 123H78L79 125L80 124H82ZM96 123V122H95ZM99 123H101L100 121H99ZM194 123H195V125H194ZM210 123H213V124H211V125H213L214 126V124H215V127H210L209 125H210ZM263 123V122H262ZM3 124V123H2ZM6 124V123H5ZM20 124V125H21ZM52 125L51 127H53L52 129H51V127H50V125ZM84 124V123H83ZM82 124V126H83V128H85L86 126H85V124L83 125ZM186 124V123H185ZM199 124H201L199 127L197 126V125H199ZM218 124V123H217ZM242 124H243V122H242ZM250 124V123H249ZM264 124V123H263ZM4 125V124H3ZM58 125V126H57ZM59 126L60 127V129H62L61 127H63V126ZM78 125V126H79ZM94 125V124H93ZM93 125H91V126H93ZM193 125V126H192ZM209 126V128H211L212 130H213V132H215L216 134H215V139H218L217 140V142L216 143H213V140H214V142L216 141L215 139H212L211 140V138L214 136H211L210 135V138L208 139L209 140V142H211L212 144H210L209 142H206L205 144L203 143V145L201 144H199L198 143V145H197V142H195L196 140L195 139H201V140H207V138L209 137V135L208 134H213L212 132H210V131H212V130H210L209 132H208V130H209V128H208V126ZM76 126V125H75ZM81 126V125H80ZM90 126V125H89ZM188 128L190 127L189 126V122H188V124L186 125ZM204 128H203V127ZM207 126V127H206ZM5 127V126H4ZM8 127V126H7ZM15 127V126H14ZM20 126L18 125V128H19ZM54 128V129H57V128ZM77 127V126H76ZM200 127H202V128H200ZM253 127V126H252ZM18 128H16V130H18ZM37 128V127H36ZM205 128H206V130H205ZM221 128V129H220ZM245 128V129H246ZM4 131H3V130ZM26 129V128H25ZM50 129H51V131H50ZM59 129V128H58ZM57 129V130H58ZM59 129V130H60ZM68 128H64L63 129V135L65 136V137H69V138H66V139H70V137H72V131L70 130V129H68ZM79 130H80V128H78ZM195 129V130H194ZM202 129H204L203 130V132L205 133V134H201V136L200 135H198L197 137L196 136H193V134L195 133V134H197V132H195L196 130L198 131H202ZM208 129V130H207ZM6 130V128H0V131H2V132H0L1 134H0V136L2 137H4V139L6 138V139H10L11 138V136H14L13 138H17L16 140H17V143H18V141H19V138H18V136H15V134L14 135H10V134H13L12 133V131H11V133H10V131L9 130H12V129H10L9 127L7 128V130L9 131H5ZM29 130V129H28ZM37 129H35V131H36ZM48 130V131H47ZM56 130V131H57ZM186 130V131H185ZM192 130V131H191ZM220 130L222 131V132H220ZM26 132H29V131H27V130H25ZM30 131H32V133L34 132L33 131V129L32 130H30ZM55 131V132H56ZM83 131H85V130H83ZM86 131H88V130H86ZM264 131V130H263ZM26 132L25 133H23V134H26ZM60 132L61 133H56L55 135H58V134H62V131L60 130ZM188 132V133H187ZM253 132V131H252ZM10 133V134H9ZM22 133V132H21ZM51 133V134H50ZM80 133H81V136H83V132H78L77 134L78 135H80ZM85 133H88V132H85ZM191 133H193V134H191ZM208 133V134H207ZM241 133H243V132H241ZM264 133V132H263ZM28 134V133H27ZM26 134V135H27ZM31 133H29V135H30ZM37 135H39L40 136V133H36ZM35 133H33V135H36ZM191 135V136H193L192 138H194L193 140H195L194 142L196 143H194V145L192 144V139H191V137H190V139L192 140V141H190L191 143H188V138H189V136L188 135ZM260 134V133H259ZM17 135H18V133H17ZM32 135V136H33ZM60 135L59 136H57V137H60ZM63 135H61V136H63ZM202 135H204V136H202ZM240 135V134H239ZM25 136V135H24ZM31 136V137H32ZM40 136V137H41ZM63 136V137H64ZM85 136V135H84ZM84 136H83V139H85L84 138ZM117 136L118 137H120L119 138V140H116V138H117ZM247 136V135H246ZM255 136V135H254ZM259 136V135H258ZM2 137V138H3ZM30 137V138H31ZM56 137V136H55ZM62 137V138H63ZM204 137H206V138H204ZM239 137V136H238ZM25 138V137H24ZM34 138H35V136H34ZM52 138V137H51ZM50 137L49 138H47L48 139V141H49V139H51ZM203 138V139H202ZM241 138V137H240ZM31 139H33V137L31 138ZM41 139V142H42V138H40ZM60 140H61V138H59ZM73 139V138H72ZM230 139V138H229ZM239 139V138H238ZM261 139V138H260ZM263 139V138H262ZM33 140H35V139H33ZM53 140H54V136H53ZM207 140V141H208ZM237 140V139H236ZM11 141H13V140H11ZM21 141V140H20ZM40 141V140H39ZM43 141H47V140H43ZM51 142H52V139L50 140ZM49 141V143H51ZM61 141H63V140H61ZM84 141H86V140H84ZM5 142L6 143H8V142H10V140L7 142L6 140H5ZM14 142V141H13ZM12 142V143H13ZM24 142V141H23ZM35 142V141H34ZM45 142L43 143V144H41V146H38V145H36V146H38V147H36L34 150H37V151H35L36 152V154H38V153H40L39 155H37V156H35L37 159H38V164H37V166L41 163V165H42V175L43 176H45V177H47L46 178V185L42 188V191L40 192V194L38 193V197H37V195H35L34 193H31V192H29V191H25V190H22V189H20V192L19 191H17V188H19V187H22V186H24L25 184H23L22 183V176H18L17 177V179H16V184H15V187H14V191L12 192V194H13V198L11 199L12 200V204L11 205H13V207L10 205L9 207L11 208V209H8V212H6L5 214H6V216L5 217H3V216H0V261H3V264H53V262L55 263V264H58L60 261V259L62 258V252L64 251L63 250V248L64 247H67L68 249H70V250H74V252L75 251H77V249L79 248V247H77V246H75L76 244L72 241V243H71V241H69V243H67L66 242V238H67V236L69 235V229L67 230V228H68V224H69V222L70 221H72V220H74L75 218H74V212H73V210L75 209L74 207L77 205V204H82V203H84L85 201H86V199H89V192H90V190L89 189H91V187H95V189H96V187H97V189L96 190H98V188L99 189H101L102 188V190L103 189H106L107 188V186H106V188H103V187H105L104 186V183H105V181H104V183H103V180H102V178H103V175L105 174V176H106V172H105V170L103 171V168H102V171L103 172H105V173H101V172H99L100 170H101V168H99V167H96L97 165H95V167H93V168H91L93 165H91L90 167H89V169L90 170H92V169H97V168H99V169H97L98 170V172L100 173V174H103L102 176L98 173L97 174V172H95V171H97V170H94V172H93V174H94V176H90L91 178L93 177L94 179L96 178L97 180H96V182H95V185L90 181L91 179H89L88 180V178H89V175H88V173L90 174V175H93V174H91V172H88V166L85 168L84 167V163L85 162H80L79 160L80 159H78L77 158V155H78V153L79 152H84V151H86L87 149L86 148H88V147H86V146H84V148H85V150L83 151V150H81V151H77L78 153H76V152H73V150L72 149H74V147H73V144H75V143H73L72 141V143H68V141H64V142H67L66 144H63V143H60V142H55V140H54V142L53 143H58L57 145H53L52 143L50 144V145H48V144H45ZM100 142H102V141H100ZM11 143V142H10ZM9 143V144H10ZM11 143V144H12ZM46 143H48V142H46ZM87 143H89V141L87 142ZM208 143V144H207ZM232 143V144H231ZM4 144V143H3ZM2 143H0V170H2V166H5V165H3L2 164V162L4 161L5 162V157L3 156V155H5V151H6V158L8 159H10L11 160V157L13 158V156L11 155L12 153H13V151H17L18 150V147L19 146H17V148H14L15 150H13V151H9V150H4V148H5V146H6V144L5 145H3ZM10 144V145H11ZM20 144V143H19ZM36 144V143H35ZM99 144V143H98ZM99 144V145H100ZM190 144H192L191 146H190ZM210 144V145H209ZM262 144H263V142H262ZM8 145V144H7ZM23 145V143L21 144V146ZM82 145V144H81ZM9 146V145H8ZM75 146V145H74ZM101 146V145H100ZM102 146L100 147V149L102 148ZM206 146H207V148H210V149H207L206 148ZM260 146V145H259ZM263 146V145H262ZM83 147V146H82ZM213 147V148H212ZM103 148V149H104ZM264 148V147H263ZM79 149H80V147H79ZM82 149V148H81ZM247 149V150H248ZM258 149V148H257ZM257 149H254V150H256L257 151ZM102 150V149H101ZM252 150V149H251ZM261 150V149H260ZM23 151V150H22ZM21 149H20V154H19V157H20V155H21ZM41 151V152H40ZM263 151V150H262ZM27 152H28V150H27ZM34 152V153H35ZM38 152V153H37ZM87 152V151H86ZM85 152V153H86ZM228 152V153H227ZM234 152V151H233ZM243 152H245V151H243ZM252 152H253V150H252ZM23 153V152H22ZM29 153V152H28ZM27 153V154H28ZM185 153V152H184ZM194 153V152H193ZM197 152H195V155H197L196 154ZM210 153H212V155L214 156V165L213 164H209L210 163V161H211V157H210ZM247 153V152H246ZM253 153H255V152H253ZM57 154V155H56ZM239 154V153H238ZM237 154V157L236 158H238L239 156V158L240 159H242V158H244V156L245 155H238ZM2 155V156H1ZM35 155V154H34ZM34 155H32V159H33V156ZM195 155H193L192 157H194ZM233 155V154H232ZM255 155V154H254ZM254 155H252V153H251V155L249 154V160H248V162L249 161H251L252 163H253V161L258 157L257 155H255V156H257V157H255ZM263 155V154H262ZM25 156H27V155H25ZM200 156V155H199ZM200 156V157H201ZM227 156H230V154H228ZM242 156V157H241ZM260 156V155H259ZM1 157H4V160H3V158H1ZM19 157H18V159H19ZM21 157H22V155H21ZM20 157V158H21ZM24 157V156H23ZM31 157V156H30ZM217 159H216V158ZM231 157V156H230ZM234 157V156H233ZM99 158V157H98ZM239 158L237 159V160H239ZM260 158H263V157H258V159L260 160ZM8 159V160H9ZM22 159V158H21ZM29 159V158H28ZM41 161H40V160ZM76 159H78V160H76ZM89 159V158H88ZM93 159H94V157H93ZM224 159V160H223ZM257 159V160H258ZM264 159V158H263ZM12 160H15V159H12ZM92 160V159H91ZM100 160V159H99ZM179 160V161H178ZM230 160V159H229ZM228 160V162L226 163V164H228L229 165V163H230V161H232V159L229 161ZM243 160H245V159H243ZM262 160V159H261ZM18 161V160H17ZM20 161V160H19ZM27 161V160H26ZM94 161H96V160H94ZM190 161V160H189ZM192 161V160H191ZM225 161V162H226ZM235 161V160H234ZM240 161V160H239ZM264 161V160H263ZM262 161V162H263ZM10 162V161H9ZM36 162V163H37ZM40 162V163H39ZM99 162V161H98ZM149 162V163H148ZM193 162V161H192ZM251 162H249V163H251ZM5 163H8V162H5ZM11 163V162H10ZM9 163V164H10ZM13 163H16L15 161L13 162ZM27 163V162H26ZM149 165H148V164ZM168 163V164H167ZM183 163V162H182ZM235 163H236V161H235ZM240 163V162H239ZM241 163H242V161H241ZM251 163V164H252ZM31 164V166H34V164L33 163H30ZM33 164V165H32ZM167 164V165H166ZM171 166H170V165ZM194 164V163H193ZM226 164H224V165H226ZM232 164V163H231ZM245 165H246V163H244ZM243 164V165H244ZM41 165H39V170H40V166ZM134 165V166H133ZM169 165V168H167V166ZM184 165V164H183ZM182 165V166H183ZM220 165H222V164H220ZM240 165H242V164H240ZM100 166V165H99ZM164 166H166V167H164ZM178 166V165H177ZM227 166V165H226ZM232 166V165H231ZM231 166H230V168H231ZM235 166V165H234ZM253 166V165H252ZM18 167V166H17ZM28 167H30V165H28ZM180 167H181V165H180ZM224 167V166H223ZM237 167H238V165H237ZM250 167V166H249ZM181 168H184V166L183 167H181ZM194 168H195V166H194ZM225 168V167H224ZM224 168H222V169H224ZM230 168H228V169H230ZM240 168V167H239ZM241 168H244L243 166H241ZM29 169V168H28ZM187 169V168H186ZM188 169H190V168H188ZM245 169V168H244ZM243 169V170H244ZM252 169V168H251ZM89 170V171H90ZM142 170V169H141ZM140 170V171H141ZM200 169L199 168H195L194 169V171H199ZM201 170H203V169H201ZM27 171V170H26ZM41 171V170H40ZM181 171H184L183 169L181 170ZM179 172V174L181 173V175H182V172ZM191 171V170H190ZM221 171V170H220ZM223 171V170H222ZM224 171H226V170H224ZM223 171V172H224ZM231 171V170H230ZM236 171V170H235ZM128 172V171H127ZM143 172V171H142ZM188 173H189V170L187 171ZM238 172V171H237ZM258 172V171H257ZM0 173H2V172H0ZM185 173V172H184ZM192 172H190V174H191ZM203 173V174H204ZM220 173V172H219ZM222 173V172H221ZM221 173L220 174H218V175H221ZM230 174H231V172H229ZM234 173V172H233ZM259 173V172H258ZM95 174H97V175H95ZM126 174V173H125ZM190 174L188 175V176H190ZM223 174V173H222ZM226 174V173H225ZM228 174V173H227ZM122 175V174H121ZM120 175V176H121ZM250 175V174H249ZM97 176V177H96ZM100 176H101V178H100ZM120 176H118V177H120ZM180 176V175H179ZM186 177H187V175H185ZM231 176V175H230ZM233 176V175H232ZM236 176V175H235ZM122 177V176H121ZM182 177V176H181ZM185 177V178H186ZM215 177H216V175H215ZM226 177V176H225ZM228 177H229V175H228ZM228 177H226V180L227 179H229ZM37 178V177H36ZM113 178V181L115 180ZM184 178V177H183ZM202 178V177H201ZM206 178V177H205ZM204 178V179H205ZM218 178H220L219 176H218ZM217 177H216V179H218ZM40 179V178H39ZM42 179V180H41ZM40 179V181H44V179L43 178H41ZM106 178H104V180H105ZM118 179V178H117ZM210 179V178H209ZM232 179V178H231ZM127 180V179H126ZM145 180H148V183H147V185H144L143 184V182L145 181ZM163 180H165V185H160V183L163 181ZM181 180V179H180ZM219 180V179H218ZM31 181V180H30ZM29 181V182H30ZM33 181V180H32ZM32 181H31V183H32ZM45 181H44V183H45ZM95 181V180H94ZM183 181H186V180H183ZM183 181H180L181 183L183 182ZM198 181V180H197ZM206 181L207 182H209V183H206ZM230 182H231V180H229ZM228 181V182H229ZM39 181H35L34 182V184L35 183H38ZM180 182H178V184L180 183ZM196 182V181H195ZM220 182V181H219ZM226 182V181H225ZM225 182H223V183H225ZM227 182V183H228ZM229 182V183H230ZM259 182V181H258ZM96 183H97V185H96ZM116 183L117 184H119L118 182H117V180H116ZM120 183V184H121ZM131 183V182H130ZM134 183V182H133ZM132 183V184H133ZM163 184H164V182H162ZM191 183H194L193 181L191 182ZM197 183V182H196ZM205 183H206V185H205ZM33 184V185H34ZM190 183L188 182V184H187V186L189 187V186H192V185H189ZM37 185V184H36ZM106 185V184H105ZM128 186L129 185H131V184H127ZM208 185H211V186H213V185H216V187H217V189H215V188H213L212 187V189H211V186L209 187ZM225 186H226V184H224ZM127 186V187H128ZM164 186V187H163ZM194 186V185H193ZM207 186L211 189H208V190H205V189H207ZM224 186V187H225ZM228 186V185H227ZM127 187H126V189H127ZM222 188V189H224L226 192H228L229 190L228 189H226L227 187H225V188ZM231 187V186H230ZM109 188V187H108ZM163 188H165V191L163 190ZM178 188V187H177ZM229 188V187H228ZM29 189V188H28ZM37 190H39L40 188H36ZM121 189H123L122 191H121ZM163 190V192H161L162 190ZM195 188H193V190H194ZM202 189V190H201ZM221 189V190H222ZM259 189V188H258ZM10 190H13L11 187H7V188H3L2 190H1V188H0V193L2 192V191H7V192H9ZM36 190V191H37ZM96 190H93V192L94 191H96ZM119 190V189H118ZM185 190V189H184ZM195 190H197V187H196V189ZM205 190V191H204ZM228 190V191H227ZM263 190H264V188H263ZM263 190H262V192H263ZM112 191V190H111ZM125 191V190H124ZM123 191V192H124ZM160 191V192H159ZM180 191H182V190H180ZM115 192L117 193V191H114L113 192V194L111 195H109V196H112V199H114V198H117L116 196L118 195H115ZM134 192H139V194H134ZM184 192V191H183ZM192 192V191H191ZM220 192H222V191H220ZM36 193V192H35ZM98 193V192H97ZM96 193V194H97ZM124 193H126V192H124ZM9 194V193H8ZM93 194H95V193H93ZM92 194V195H93ZM193 194V193H192ZM203 194V193H202ZM224 194V191H223V193H222V195ZM3 195V194H2ZM138 195V196H137ZM183 195H184V193H183ZM0 196H1V194H0ZM150 196V197H151ZM159 196V197H158ZM170 196V197H169ZM198 196L201 198H199L198 199ZM210 196V197H209ZM226 196V195H225ZM202 197H205L204 199L202 198ZM207 197H209V198H207ZM126 198H127V200H126ZM149 198V197H148ZM226 198V197H225ZM247 198V197H246ZM186 199L185 200H183V201H186ZM220 199H222V197L220 198ZM224 199V198H223ZM256 199V198H255ZM203 200H204V202H203ZM6 201H8V200H6ZM145 201V200H144ZM216 201L218 202V203H216ZM256 201V200H255ZM257 201H258V199H257ZM206 202V203H205ZM241 202H243V201H241ZM193 203H191L190 202V204H193ZM237 203V202H236ZM10 204V203H9ZM165 204V203H164ZM179 204V203H178ZM213 204V205H214ZM245 204V203H244ZM259 204V203H258ZM262 204V203H261ZM260 204V205H261ZM137 205H139V206H137ZM198 205V204H197ZM203 205V206H204ZM221 205H222V203H221ZM252 205V204H251ZM163 206V205H162ZM174 206V205H173ZM209 207H211L210 205H208ZM263 206H264V204H263ZM209 207H207V206H205V208H209ZM147 208V207H146ZM167 208V207H166ZM179 210H178V212L180 211L181 212V209L182 208H179V206L177 207ZM187 208V207H186ZM205 208H203V209H205ZM253 208V207H252ZM7 209V208H6ZM131 210L132 212H133V215L132 214H130V213H128V210ZM154 209L156 210V211H160L161 209H165V208H162L161 206H160V204L159 203H156L155 205H154ZM160 209V210H159ZM217 209H219V207L217 208ZM261 209H262V207H261ZM170 210V209H169ZM169 210L167 209L166 211H168L169 212ZM183 210V209H182ZM201 210V209H200ZM206 210V209H205ZM216 210V209H215ZM251 210V209H250ZM249 210V211H250ZM1 211V210H0ZM173 211V210H172ZM204 211V210H203ZM208 211H210V210H208ZM218 211V210H217ZM177 212V211H176ZM185 212V211H184ZM253 212V211H252ZM221 213H222V211H221ZM260 213V212H259ZM258 213V214H259ZM179 214V213H178ZM177 214V215H178ZM185 214V213H184ZM181 215V214H180ZM187 215V214H186ZM264 215V214H263ZM128 216L129 217H131L130 218V220L128 219ZM175 216V215H174ZM100 217H104V219H106L105 220V222L108 220V219H110V216H108L107 215V213L105 214V215H103V216H100ZM145 217H148V216H145ZM144 217V218H145ZM183 217V216H182ZM249 217V216H248ZM264 217V216H263ZM149 218V217H148ZM180 218V217H179ZM179 218H178V220H179ZM176 220V217H174L173 218V220H171L170 222H168L167 223V227L166 228H163L162 226H161V224H160V226L159 225H157V229H158V231H162V230H165L164 232L165 233H168L169 232V234H170V237H175V235H177L178 234V229L180 228H177V225H176V223H177V221L175 222V220ZM251 219V221H252V218H250ZM140 221H141V219H140ZM149 221V220H148ZM217 221V220H216ZM233 221V220H232ZM19 222V224H17ZM135 222H137V221H135ZM181 222V221H180ZM146 223V222H145ZM217 223V222H216ZM253 223H255V222H253ZM17 224V225H16ZM111 224V225H112ZM153 224V223H152ZM151 224V225H152ZM211 224H212V222H211ZM215 224V223H214ZM256 224V223H255ZM150 225V224H149ZM155 225V224H154ZM156 225H155V227H156ZM170 225H171V227L172 228H170ZM216 225V224H215ZM133 226H135V225H133ZM148 226V225H147ZM146 226V227H147ZM196 226V225H195ZM221 226V225H220ZM223 226V225H222ZM255 226V225H254ZM59 227H61V228H65V231H62V233H61V229L59 228ZM250 227V226H249ZM116 228V227H115ZM252 228V227H251ZM58 229H60L59 231H58ZM137 229V228H136ZM60 232V233H59ZM121 232V231H120ZM173 232V233H172ZM183 232V231H182ZM117 233V232H116ZM68 234V235H67ZM122 234H123V232H122ZM71 235V234H70ZM117 235V234H116ZM203 235V234H202ZM124 236V235H123ZM159 236H161V235H159ZM159 236H157V237H159ZM72 237V236H71ZM202 237V236H201ZM119 239V238H118ZM122 239V238H121ZM124 239H125V237H124ZM128 239V238H127ZM124 242H125V240H123ZM202 241V243H204L205 242V239H204V237H203V240H201ZM122 243V242H121ZM184 243V242H183ZM189 244H191V243H189ZM78 245V244H77ZM82 245V244H81ZM79 246V245H78ZM190 246V245H189ZM81 248V247H80ZM79 248V249H80ZM87 248V247H86ZM82 249V248H81ZM257 249H259V248H254V247H248V248H246V251L248 252H250V253H253L252 251H254V250H257ZM92 250V249H91ZM257 251H259V250H257ZM230 252V251H229ZM203 253V254H202ZM122 254V253H121ZM214 253L213 252H210V251H208L207 249L205 250V251H201V252H198L197 253V255L196 256H191V255H188V254H184V256H186V259H188L189 261H190V264H215L214 262H212L211 260H213V257H214ZM53 256H55V257H53ZM100 257V256H99ZM57 258V259H56ZM63 259V258H62ZM61 259V260H62ZM108 260H110V261H113V262H117L118 264H119V257L116 259V257L115 256H111L110 258H107ZM248 259V258H247ZM55 260H58L57 262L55 261ZM73 261V260H72ZM61 263V262H60ZM63 263H66L65 261L63 262ZM62 264V263H61ZM234 264V263H233Z\"/></svg>","mask_w":264,"mask_h":264}]
</instances>
